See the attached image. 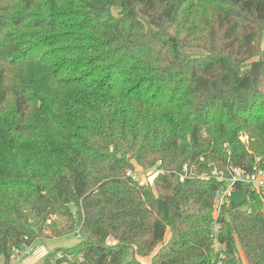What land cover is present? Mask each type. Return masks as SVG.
<instances>
[{"label":"trees","instance_id":"obj_1","mask_svg":"<svg viewBox=\"0 0 264 264\" xmlns=\"http://www.w3.org/2000/svg\"><path fill=\"white\" fill-rule=\"evenodd\" d=\"M263 38L264 0H0L4 264L72 233L44 264L218 262L214 172L264 164ZM238 188L220 259L264 264V199Z\"/></svg>","mask_w":264,"mask_h":264},{"label":"built area","instance_id":"obj_2","mask_svg":"<svg viewBox=\"0 0 264 264\" xmlns=\"http://www.w3.org/2000/svg\"><path fill=\"white\" fill-rule=\"evenodd\" d=\"M216 177L223 181L220 188L216 191L214 204H213V216L215 219L213 226V242L215 258H218V262L215 264H222L221 257L224 256V246L219 242V233L222 228V223L219 217L222 213L223 207L228 204L231 200L233 191L241 185L250 184L260 192V196L264 199V164L260 166H255L252 171L242 168V167H232L230 175L226 176L222 173L214 172ZM130 174V173H128ZM31 251V246L26 245L24 248H15L12 258L18 259L20 255H27ZM62 254L58 253L57 257H61ZM17 259V260H18Z\"/></svg>","mask_w":264,"mask_h":264},{"label":"rangeland","instance_id":"obj_3","mask_svg":"<svg viewBox=\"0 0 264 264\" xmlns=\"http://www.w3.org/2000/svg\"><path fill=\"white\" fill-rule=\"evenodd\" d=\"M262 43H263L262 52L264 54V38ZM136 175L142 183L154 186L155 178L157 177L158 172L155 171V168H148V169L137 168ZM245 199H246L245 189L236 188L232 193V197L230 201H232L237 205H241L244 203ZM78 240H79L78 236L74 233L53 237V238H47V237L39 238L30 245L31 251L29 252V254L20 255L19 259L18 256L16 258H12L11 264H44L47 254L58 248L70 247L76 244ZM130 257L131 255L128 254L126 258H130ZM241 257L243 260L242 264H246V261L242 253H241ZM143 263L148 264V260L144 259ZM0 264H4L3 257H0Z\"/></svg>","mask_w":264,"mask_h":264},{"label":"water","instance_id":"obj_4","mask_svg":"<svg viewBox=\"0 0 264 264\" xmlns=\"http://www.w3.org/2000/svg\"><path fill=\"white\" fill-rule=\"evenodd\" d=\"M225 218H226V220H227L228 222L230 221V216H229L228 213L225 214Z\"/></svg>","mask_w":264,"mask_h":264}]
</instances>
